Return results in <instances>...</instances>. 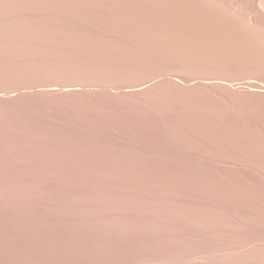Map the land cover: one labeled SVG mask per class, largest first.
Segmentation results:
<instances>
[{"label":"rangeland","instance_id":"obj_1","mask_svg":"<svg viewBox=\"0 0 264 264\" xmlns=\"http://www.w3.org/2000/svg\"><path fill=\"white\" fill-rule=\"evenodd\" d=\"M1 2L0 264H264V38L252 37L253 58L237 62L243 38L222 4V26L200 27L185 44L142 37L148 47L173 43L160 46L167 54L208 40L167 67L208 80L215 102L153 83L149 72L46 55L31 45L43 34L24 15L40 2ZM121 42L115 48L137 43ZM96 83L118 91L86 88Z\"/></svg>","mask_w":264,"mask_h":264},{"label":"bare ground","instance_id":"obj_2","mask_svg":"<svg viewBox=\"0 0 264 264\" xmlns=\"http://www.w3.org/2000/svg\"><path fill=\"white\" fill-rule=\"evenodd\" d=\"M2 1L4 2L5 0H2ZM17 1H19V0H17ZM36 1L41 3V4L39 3L40 6L38 7V10H30L31 9V7H30L29 11H25L24 15L28 19L32 20L30 22V26L34 27L36 29V32H38L37 30H39L43 34L42 37H38L37 39L34 38V40H32L30 43L34 47L39 48V50L41 49L44 52V54L52 55V52L57 53L59 50L61 53V54L59 53V55H60L59 58H61V59L64 58V59L77 61L81 57L82 58L85 57L87 59L92 58V59L98 60L100 62L103 61L104 63H106V66L108 65L109 67H111L115 71H120V74L122 72L126 71L127 69H129V73L134 72L133 69L142 71L140 73L149 72L151 76L154 75V79H153V77H151L153 80V83H156V82L166 83V85L173 87V90H175V88H177V89H189L190 92H191V90L201 91L209 99H211L215 102L220 99L218 96H216V95H220V93L215 89V87H212L211 83H209L208 80H206L205 78L194 76L193 74L187 72L186 70H183V68L182 69L178 68V70H176L178 67L177 65L180 64V60L185 61L188 57L187 54L190 51H194V50L198 49L197 47H196L197 49H191L193 46L191 48L188 47L187 44H189V43L191 44V42L194 43V41H195V40L193 41L192 37H191L192 41L191 42L187 41L186 46L184 45L186 43V41H181V40L185 37H188V36L189 37L192 35L196 36V34L200 32V31H197L198 29L200 30V27L204 28V29L206 28L204 30V33H207L206 32L207 29L209 31L210 29L215 27L214 29L216 31V26H218V25H219L218 27L222 26V24L220 23V21L218 19L219 16L216 17V15L214 13L215 6L221 5V4L223 6L224 5L226 6L229 15L232 16L230 18L231 19L233 18V21L231 23H234L233 28H235V29L232 31H234V33H236L239 37L243 38L242 42H240L241 45H239L241 47L240 48L235 47V50H237V52H238L237 62L245 63L248 60L250 61L253 58V56H251V54L249 55L247 53V52H249L248 50H251V49L257 50L256 49L257 45H259L258 43L256 44L255 40H257V39H255L254 41L252 39H254L255 36H258L260 39L264 38V0H196L195 1L197 3V5H199V3L200 4L202 3L205 6L206 5L209 6L208 10H211L210 14L208 13V10H206V9L203 10V9H201L200 6L197 7V5L195 3H193L194 1H191V0H36ZM0 2H1V0H0ZM3 2H1V3H3ZM5 2L6 3L9 2V0L5 1ZM10 2H12V1H10ZM13 4L16 5V3H13ZM51 5L56 7V8L53 9V7ZM31 6H32V4H31ZM3 7L5 8V6H3ZM11 7L9 9H12ZM5 9H7V8H5ZM5 9H4V12H2V13H4V15H5V13H8L10 11L9 10L8 12H6ZM14 9H12V10H14ZM12 10L10 12H12ZM20 11L23 12V10L19 9V12ZM13 12H17V11H13ZM19 12H17V14L15 13V16L16 15L18 16ZM225 12L226 11H224V12L220 11V13H224V14H225ZM190 13L191 14L194 13V14L191 15ZM217 13H218V11H217ZM85 14H87V15H85ZM2 15H1V17H2ZM89 15H90V17H89ZM33 18L34 19L36 18V19L33 20ZM12 19H14V18H12ZM16 19H20V18L16 17ZM23 19H25V18H23ZM20 20H22V18ZM24 22H26V21H24ZM24 24L25 23H22V25H24ZM200 24H202V25H200ZM6 25H10V24H6ZM16 25H17V23H16ZM11 26H12V23H11ZM226 27L227 26H225V28ZM7 28L8 27H6V29ZM230 28L232 29V27H230ZM9 29H10L9 33H11L14 28L11 29V27H10ZM15 29H17V28H15ZM214 29H212V30H214ZM23 31H25V30H23ZM227 32H229V31H227ZM204 33H202V34H204ZM222 33H226V32H222ZM234 33L232 32L231 34H234ZM14 34H13V38H14ZM37 34H39V33H37ZM212 34L213 33H211V35ZM219 34H221V33H219ZM199 35H198L199 37H197V39L201 37V33ZM208 35H209V33H208ZM149 36H151L152 39L156 38L155 40H157V41L159 38L167 39V37L168 38L174 37L175 40L173 42H175L176 39H178V38L179 39L182 38V39H180V40L178 39V41H176L178 44H176V42H175V44L179 45V42H180V44L184 43L183 44L184 47H182L181 50H175V51L173 48L170 51V47H168L170 53L167 54V53H165V51H163V49L161 47H163V46L167 47V45L170 46V45H174V44L173 43L171 44L169 42L170 45H169V43L168 44L166 43V45L164 44L163 46H161V44L159 43L161 46L160 47L159 45L156 46L157 44H154L155 43L154 42L153 44L156 46L155 47L151 42L152 47H151V44L148 47L149 43H148V45H146L147 43L145 41H147V40H144V38L146 37V39H147ZM212 36L210 38H212ZM215 36L218 37V35H215ZM215 36H213V37H215ZM238 36L235 38L238 39L239 38ZM142 37H144V38L142 39ZM151 37H149V38H151ZM224 37H226V36H224ZM230 37L231 36H229V38ZM252 37H254V38H252ZM136 38H137V40H138V38L142 39V40L141 39L138 40L139 43H141L140 45H142V46H136V45H139V44H137L138 41H136ZM201 38H204V36ZM226 38H228V37H226ZM38 39H39V41L41 39L43 41L41 40V42H38ZM112 39H115L114 41L118 40L119 42H117V43H120L121 41H124V42L127 41V43L131 42L132 45L135 41L137 43L135 42L136 45H133V46H135L133 48L130 45L129 46L131 48H128L129 46L127 47V45H126V47L128 49H125L126 47L124 48L121 44V46L125 49V50H123V49L121 50L120 48H122V47L119 46L120 44L118 45L119 48L118 47L115 48V45H117V43L112 41ZM132 39H134V42L131 41ZM205 39H207V38H204L203 40H201V42H203ZM218 39L220 40L222 38L219 37ZM241 39H240V41H241ZM164 40H163V42L165 43ZM186 40H188V39L186 38ZM214 40H216V39H214ZM103 42H104V44L101 45ZM105 42L109 43V45H110V43L112 44L114 42L115 43V44L113 43L114 48L111 47L112 49H109L110 48L109 45L106 44ZM143 42H144V45H143ZM207 42H208V40H206L205 47L203 48L204 50L208 49V48H206ZM220 42H222V41H220ZM28 43L29 42H27V45H28ZM198 43H200V42H198ZM231 43H233V42H231ZM88 44H90V47L88 46ZM105 44H106V47L108 49L106 47H105L106 49L102 48V46H104ZM196 45H194V46H196ZM201 45L203 46L204 43H202ZM210 45H212V47H213V44H210ZM145 46H147V47H145ZM202 46H199V48L200 47L202 48ZM263 46H264V44H262V47ZM47 47H51L52 49H55V50L50 51L49 50L50 48H48L49 51L46 52L45 48H47ZM259 47H261V46H259ZM168 48H167V50H168ZM193 48H195V47H193ZM211 48H210V50H212ZM214 48H215V45H214ZM119 49L121 51H119ZM203 49H198V50H203ZM13 50H14V48H13ZM215 50H217V49H215ZM7 52H8V49H7ZM17 52H19V51H17ZM220 52H221V50H220ZM1 53H2V51H1ZM5 53H6V51H5ZM9 53H11V52H9ZM206 53H207V51H206ZM208 53H210V51ZM57 54H55V55L58 56ZM169 54H172V55H169ZM210 54H212V53H210ZM113 56H116L117 58H114ZM216 56H218V55H216ZM17 57H19V56H16V58ZM29 58H31V57H29ZM35 58L37 59V57H35ZM45 58H47V57H45ZM173 58H174V60H173ZM204 58H205V56H204ZM221 58H223V57H221ZM15 60H19V58L15 59ZM54 60H58V59L55 58ZM190 60H192V59H190ZM228 60H230V59H228ZM26 61L27 60H25V62ZM182 61H181V65H182ZM218 61H219V59H218ZM223 61H224V59H223ZM260 61H262V60H260ZM88 62H89V60H88ZM221 62H222V60H221ZM80 63H82V61H80ZM94 63H96V62H94ZM214 63L216 64V62H214ZM72 64H71V66H72ZM157 64L161 65V66H166V67H163V68L160 67L159 68V66ZM173 64H175V65L177 64L176 65L177 67L174 68L175 70L167 67V65H171V67H175V65H173ZM223 64L225 65V62ZM258 64H257V66H258ZM261 64H262V62H261ZM60 65H61V63H60ZM67 65H68V63H67ZM80 65H82V64H80ZM262 65H264V63ZM262 65H261V67H263ZM220 66H222V65H220ZM69 67H70V65H69ZM261 67H259V68H261ZM65 68H66V66H65ZM102 68H104V67H102ZM53 69L51 72H53ZM91 69H93V68H91ZM112 69H111V71H112ZM63 70H64V68H63ZM100 70H102V69H100ZM121 70H122V72H121ZM181 70H183V71H181ZM47 71L48 70H46V72ZM79 71H81V70H79ZM79 71H78V74L81 75L80 73H82V72L79 73ZM111 71H110V76L112 75ZM101 74H103V73H101ZM120 74H118V75H120ZM39 75H42L41 72ZM144 75L146 77L148 74H143L142 78H144L143 77ZM84 76H85V74H84ZM94 76H96V75H94ZM101 76L102 75H100L99 77H101ZM110 76H109V79L114 78V77L110 78ZM112 76H114V75H112ZM122 76H124V75H122ZM129 76L131 77V75H129ZM139 76H140V74H139ZM74 77H75V75H74ZM88 77H90V76H88ZM125 77L128 78L126 74H125ZM137 78H138V76H137ZM48 79H49V77H48ZM59 79L62 80L61 78H59ZM109 79H108V81H109ZM77 80H80V79H77ZM139 80H138V82H140ZM148 80H149V78H148ZM66 81H67V79H66ZM74 81L76 82V80H74ZM123 81H125V80H123ZM63 82H64V80H63ZM141 82H142V80H141ZM143 83L145 84V82H143ZM51 85H52V83H51ZM63 85H65V84H63ZM56 86H58V84ZM168 86H167V88H168ZM60 87H62V86H60ZM159 87L160 86H158V88ZM86 88H90L92 90H106V91L115 90V91H118L116 86L110 85L108 83H96V84H92L90 86H86ZM167 88H165V89H167Z\"/></svg>","mask_w":264,"mask_h":264}]
</instances>
